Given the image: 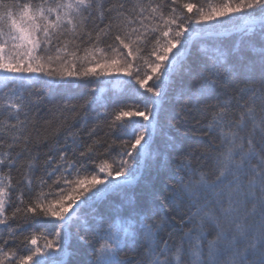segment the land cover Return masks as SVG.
Returning a JSON list of instances; mask_svg holds the SVG:
<instances>
[{"label": "snow or ice", "instance_id": "6c2138e0", "mask_svg": "<svg viewBox=\"0 0 264 264\" xmlns=\"http://www.w3.org/2000/svg\"><path fill=\"white\" fill-rule=\"evenodd\" d=\"M0 264H264V0H0Z\"/></svg>", "mask_w": 264, "mask_h": 264}, {"label": "trees", "instance_id": "16d2710c", "mask_svg": "<svg viewBox=\"0 0 264 264\" xmlns=\"http://www.w3.org/2000/svg\"><path fill=\"white\" fill-rule=\"evenodd\" d=\"M185 2L196 3L198 5L203 4V5L207 6L208 3H210V2L220 3V2H222V0H185ZM222 39L224 40V43L225 44H231L236 39V37L235 36H232V37H224ZM85 87H93V85L91 83H89L87 85H85L83 83H81L79 85L72 84V85L64 86L62 88V91H66V92H70V93H79V92L83 91ZM42 114L43 113L41 112V115ZM100 159H108L109 162H111V159L108 156L99 157L98 160H97V162H99ZM94 170H95L94 168H90V171H94ZM146 178L147 179H151V175L147 176ZM141 187H142V185L141 186L134 187L133 189H131L130 194H138L141 191ZM108 201L111 202V204L119 203L120 197L118 195H116V194H110L109 197H108ZM109 206H110L109 203L101 204V206H100L101 211H104ZM41 226L47 227V229L49 231L52 230V225H50V224L41 225Z\"/></svg>", "mask_w": 264, "mask_h": 264}, {"label": "rangeland", "instance_id": "374dc122", "mask_svg": "<svg viewBox=\"0 0 264 264\" xmlns=\"http://www.w3.org/2000/svg\"><path fill=\"white\" fill-rule=\"evenodd\" d=\"M173 51H175V50H173Z\"/></svg>", "mask_w": 264, "mask_h": 264}]
</instances>
